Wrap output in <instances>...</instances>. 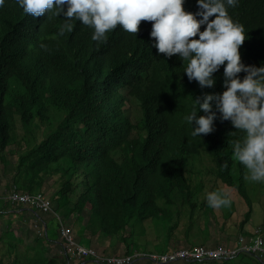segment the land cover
<instances>
[{
	"label": "trees",
	"instance_id": "obj_1",
	"mask_svg": "<svg viewBox=\"0 0 264 264\" xmlns=\"http://www.w3.org/2000/svg\"><path fill=\"white\" fill-rule=\"evenodd\" d=\"M183 7L200 11L197 0ZM226 7L244 26L241 62L264 67V0ZM56 12L34 18L17 0L0 6V264L94 262L63 252L61 224L73 227L85 247L88 234L117 239L125 255L165 254L180 244L236 245L240 236H253L246 227L261 209L264 182L248 179L234 158V145L246 133L222 119L215 100L210 134L193 136L195 123L185 119L193 108L198 116L210 114L199 112L196 99L226 90L224 66L213 73V86L201 87L184 73L188 61L158 53L151 22L142 21L137 34L117 25L98 42L94 29L77 19L61 35L67 21ZM14 189L44 195L54 214L11 205L6 196ZM218 190L230 194L229 207L209 206L208 194ZM137 224L145 240L149 229L155 232V250L132 247ZM173 264L263 263L243 252L222 262Z\"/></svg>",
	"mask_w": 264,
	"mask_h": 264
},
{
	"label": "clouds",
	"instance_id": "obj_2",
	"mask_svg": "<svg viewBox=\"0 0 264 264\" xmlns=\"http://www.w3.org/2000/svg\"><path fill=\"white\" fill-rule=\"evenodd\" d=\"M184 2L17 0L24 12L34 18L43 16L55 7V14L63 13L67 21L61 29V35L65 29L71 31V21L77 19L94 29L92 40L98 42H105L106 33L117 25L128 33L137 34L142 21L151 22L150 37L155 39L154 46L158 53L169 58L179 55L182 61H188L184 73L189 81L195 80L201 87L213 86V73L224 66L223 87L226 90L219 95L206 94L202 103L196 99L199 112L210 114L198 116L197 110L193 108L185 119L192 127L195 123L193 136L210 134L215 118L210 102L215 100L222 119L230 120L235 129L246 133L243 141L234 145L235 160L247 169L248 179L264 182V67L245 66L241 62L239 49L245 42L244 26L233 21L226 7H235L236 0H226V3L225 0H197L200 11L195 14L184 10ZM3 5L4 0H0V6ZM64 5H67L66 12ZM201 26H206L203 31L200 30ZM84 46L80 44V47ZM241 72L246 73L242 80L238 76ZM207 200L214 209L231 205L230 194L224 190L209 193Z\"/></svg>",
	"mask_w": 264,
	"mask_h": 264
},
{
	"label": "built area",
	"instance_id": "obj_3",
	"mask_svg": "<svg viewBox=\"0 0 264 264\" xmlns=\"http://www.w3.org/2000/svg\"><path fill=\"white\" fill-rule=\"evenodd\" d=\"M6 199L12 205L32 206L43 214H54L49 200L42 194L30 195L11 190ZM59 233L63 241V252L65 254L78 260L89 258L98 264H134L138 260H148L152 264H173L179 261L222 262L235 259L243 252L255 255L264 264V237L260 228L255 229L253 236H240L234 246L217 245L215 247L197 246L194 249L178 248L165 254H145L135 251L130 255H105L95 248L82 246L78 243L73 230L63 224L59 228Z\"/></svg>",
	"mask_w": 264,
	"mask_h": 264
},
{
	"label": "rangeland",
	"instance_id": "obj_4",
	"mask_svg": "<svg viewBox=\"0 0 264 264\" xmlns=\"http://www.w3.org/2000/svg\"><path fill=\"white\" fill-rule=\"evenodd\" d=\"M1 167V166H0ZM0 175H1V169H0ZM263 190H264V187H263ZM164 200V198H162V201ZM259 202H260V207H258V204L256 205L258 208H261L259 211H257L256 212V216L252 219V221H254V223L253 222H250L248 225H247V229L248 230H251V231H253L255 228H257V227H264V195H261L260 194V198H259ZM184 215H186V213L184 212ZM47 217H49V216H47ZM1 223V222H0ZM25 225V227L27 228V226H28V224H24ZM55 226V225H54ZM13 228H15V229H17L16 228V226H13ZM34 229H36L35 227H34ZM50 229H52L53 230V224L51 223V226H50ZM75 230H76V233L77 234H79L80 233V231H78L77 230V227L75 228ZM133 234H134V236H132V238H131V240H130V242L133 244V246L132 247H134L135 249L137 248V247H139V249H148V250H155V247L152 245V242H153V240H154V238H151L152 237V235L153 236H155V232L154 231H151L150 229L148 230V233H146L147 235H145L146 237H148V240H145L144 239V237H143V235L142 234H144L143 233V231L145 230L144 228H142V226H140V225H136V227H135V229L133 228ZM143 230V231H142ZM154 232V233H153ZM18 236L20 235V233L18 232V234H17ZM25 235H26V237H27V239L30 241L31 239H32V236H33V231L32 230H30V229H28V231L25 233ZM82 242V244H86V243H84V240H82L81 241ZM232 242V241H231ZM146 243H148L149 244V246H145L144 244H146ZM213 244V243H212ZM224 244V243H223ZM233 244V243H232ZM232 244H229V246H231ZM228 245V244H227ZM121 246H123L124 248H125V245L124 244H121ZM96 248L98 247V246H95ZM183 247H186L184 244H180V245H178L176 248H183ZM97 250H101V249H99V248H97ZM125 253V252H124ZM124 253L122 252V255H124ZM75 262H77V261H74V264H77V263H75ZM87 264H98V263H94V262H92V263H87Z\"/></svg>",
	"mask_w": 264,
	"mask_h": 264
},
{
	"label": "crops",
	"instance_id": "obj_5",
	"mask_svg": "<svg viewBox=\"0 0 264 264\" xmlns=\"http://www.w3.org/2000/svg\"><path fill=\"white\" fill-rule=\"evenodd\" d=\"M53 214H50V216ZM49 216V215H48ZM72 227V226H71ZM83 228L85 227L82 226ZM73 229V227H72ZM145 235H147L145 233ZM87 237V239H91V241H89V247L95 248L97 250V248L101 249L100 251H103L107 254H122V252L124 253L125 248L123 246H121L122 243H118L117 239H111L110 237L107 236H102L100 234H94V235H86L85 238ZM214 242L210 241L208 242L207 245L213 246ZM234 244V242H231ZM145 245V244H144ZM95 246H98L97 248ZM99 251V250H98Z\"/></svg>",
	"mask_w": 264,
	"mask_h": 264
}]
</instances>
